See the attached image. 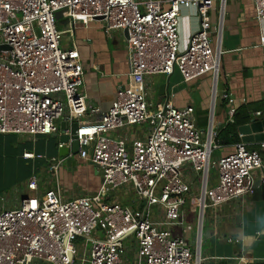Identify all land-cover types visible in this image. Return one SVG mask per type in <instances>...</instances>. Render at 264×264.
Segmentation results:
<instances>
[{
  "label": "built area",
  "instance_id": "1",
  "mask_svg": "<svg viewBox=\"0 0 264 264\" xmlns=\"http://www.w3.org/2000/svg\"><path fill=\"white\" fill-rule=\"evenodd\" d=\"M216 1L0 0V135L51 136L59 132L58 122L77 123L79 156L103 175L94 196L64 200L60 192L47 191L1 211L0 264H202L207 211L254 196V173L264 168V143L258 151L241 142L233 153L213 158L222 146L214 115L226 53L227 0H219L213 23ZM253 2L257 20L264 21V0ZM189 6L197 10L199 28L183 46L180 18ZM61 12L73 26L101 21L106 33L128 32L130 82L107 112L89 109L80 52L62 48ZM175 71L186 83L211 78L207 132L197 128L194 107L179 108L170 99L156 107L148 102L149 79H169ZM224 99L232 122L235 100L228 92ZM143 123L149 126L145 138L129 144L111 137ZM185 165L201 183L198 196L182 171ZM129 185L141 199L136 207L110 200ZM27 187L38 190V179L31 177ZM195 201L199 231L192 246L185 235L192 227L185 225L184 214ZM79 239L85 241L80 257Z\"/></svg>",
  "mask_w": 264,
  "mask_h": 264
},
{
  "label": "crops",
  "instance_id": "2",
  "mask_svg": "<svg viewBox=\"0 0 264 264\" xmlns=\"http://www.w3.org/2000/svg\"><path fill=\"white\" fill-rule=\"evenodd\" d=\"M191 7L182 9L181 13L179 35L183 46L187 45L190 36L199 28L198 14H192ZM219 8L220 1L217 0L211 13L213 23L217 22ZM58 27L64 32L62 48H77L80 52L89 109L99 107L103 112L109 111L119 89L130 82L128 44L124 32L106 33L101 21L76 22L73 26L68 19H64L63 14L58 18ZM223 49L226 53L222 59L219 84L221 100L214 115V129L218 135L229 122L230 106L224 99L225 92L235 100L234 107L237 110L241 107L247 109L250 122L264 118V21L257 20L253 0H227ZM148 84L147 100L154 107L168 99L179 108L192 106L195 109L197 128L204 133L208 131L211 107L209 76L186 83L181 74L175 71L169 79L155 76L149 79ZM165 84L168 85L166 94H160V87ZM62 122H58L59 128ZM148 132L149 126L138 133L133 126L119 130L111 134V137L126 138L131 144L134 139L145 138ZM61 134L59 130L58 136L0 135V175L3 170L9 175V181L4 183V187L17 185L13 198L8 199L4 193H0V212L18 207L22 199L42 198L47 191L60 192L64 200L91 197L100 191L103 175L89 160H83L78 155L76 165L72 164L70 169L66 167L67 158L59 156ZM238 134L241 139L239 129ZM260 144L246 145L249 150L260 151ZM234 150L235 144L222 145L214 152L215 161ZM26 153H34L36 158H25ZM261 154L264 163V152L261 151ZM56 166H59L57 170ZM254 176L258 185L254 196L235 200L213 210L216 224L212 223L213 220L209 221L206 247L203 246L202 236L203 264H264V168L256 170ZM31 177L38 179L36 191L27 187ZM136 206L131 202L130 207ZM188 208L195 212V225H190L192 229L185 235L195 246L199 231V207L195 201ZM188 208L185 209V218ZM204 248L206 250L203 253Z\"/></svg>",
  "mask_w": 264,
  "mask_h": 264
},
{
  "label": "rangeland",
  "instance_id": "3",
  "mask_svg": "<svg viewBox=\"0 0 264 264\" xmlns=\"http://www.w3.org/2000/svg\"><path fill=\"white\" fill-rule=\"evenodd\" d=\"M191 8H192L191 13L194 15L197 14V10L194 11V6H192ZM59 27L63 28L62 26H60V24H59ZM147 96H148V94H147ZM220 100L221 99H217V102H216L217 109L220 106ZM147 126L148 125L146 123L138 124V125L134 126V129L138 133V132H141V130L143 128H147ZM213 157H214V159L216 158V153H214ZM182 171L185 172V174L187 175V180L189 182H191V181L194 182V184H195L194 193L196 196H198L197 193L199 192L201 183H200L197 175H195L191 171V168L189 165H185L184 167H182ZM212 175L213 176L216 175L215 170H212ZM0 178H1V180H0V193H2V194L4 193L8 197V199L13 198L14 197L13 191H14V189H16L17 185L4 187V183H6V182L8 183V181H9V175L4 170H3V174L0 175ZM127 188H129V190H127ZM2 194H0V196ZM111 200L114 202H119L121 205L126 204L127 206H130L131 202H133V203H137V202L140 203L141 202V199H140L138 192L131 185L123 187L119 190H116V192L113 194V197L111 198ZM123 206H125V205H123ZM189 210H190V208H188L186 210V218H185L186 226H190V225L194 226L195 222L193 221V218L195 216V212H194V210H190V211ZM154 211H157V209H154ZM215 216H216L215 212L211 209H209L206 213V221H205L206 222V228H205V231L203 234V246H205V247H206L207 240H208L209 221L213 220ZM212 223L216 224V222L214 220L212 221ZM75 245H76V251H77L78 257L82 256V254L85 250V241L82 239H79L78 241L75 242ZM87 248L90 249V246L88 245ZM205 250H206V248L203 249V253L205 252Z\"/></svg>",
  "mask_w": 264,
  "mask_h": 264
},
{
  "label": "water",
  "instance_id": "4",
  "mask_svg": "<svg viewBox=\"0 0 264 264\" xmlns=\"http://www.w3.org/2000/svg\"><path fill=\"white\" fill-rule=\"evenodd\" d=\"M64 12L58 14V18ZM124 35L128 40V32L125 31ZM167 84L160 87V94H166ZM59 130L62 131L60 135V142L64 144V147L60 149L59 156L66 159V167L70 169L71 165H76V157L79 155L80 146L77 140L76 132L78 130V124L63 121ZM239 133L241 134V140L245 144L252 143H264V118L261 120H252L250 123L239 127ZM58 136V133L55 135ZM258 185L256 184L255 187Z\"/></svg>",
  "mask_w": 264,
  "mask_h": 264
},
{
  "label": "trees",
  "instance_id": "5",
  "mask_svg": "<svg viewBox=\"0 0 264 264\" xmlns=\"http://www.w3.org/2000/svg\"><path fill=\"white\" fill-rule=\"evenodd\" d=\"M249 122L250 115H248L247 109L244 107L239 108L236 111L233 121L228 122L226 128L218 135V141L224 146L241 143L238 129L240 126L248 124Z\"/></svg>",
  "mask_w": 264,
  "mask_h": 264
},
{
  "label": "clouds",
  "instance_id": "6",
  "mask_svg": "<svg viewBox=\"0 0 264 264\" xmlns=\"http://www.w3.org/2000/svg\"><path fill=\"white\" fill-rule=\"evenodd\" d=\"M202 254V253H201ZM202 258H203V256H202ZM203 262H204V258H203ZM203 262H202V264H203Z\"/></svg>",
  "mask_w": 264,
  "mask_h": 264
}]
</instances>
